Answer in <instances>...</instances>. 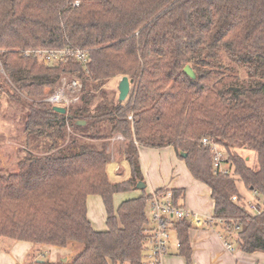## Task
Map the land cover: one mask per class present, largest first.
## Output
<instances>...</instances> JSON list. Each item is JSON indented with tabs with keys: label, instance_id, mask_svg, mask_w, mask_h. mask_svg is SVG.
Masks as SVG:
<instances>
[{
	"label": "trees",
	"instance_id": "1",
	"mask_svg": "<svg viewBox=\"0 0 264 264\" xmlns=\"http://www.w3.org/2000/svg\"><path fill=\"white\" fill-rule=\"evenodd\" d=\"M67 48L85 51L89 62L70 58L46 67L32 54ZM0 62L3 81L16 92L11 99L25 111L27 134L18 172L0 176V239L82 247L71 263L36 264H144L154 238V196L124 202L117 212L114 196L144 181L140 146H172L211 190L208 223L241 251L264 253V213L247 210L236 181L264 198V0H0ZM187 65L196 80L184 72ZM67 76L82 82L83 94L60 114L42 98ZM123 77L131 91L119 102L106 87ZM118 136L124 141L115 149ZM203 139L225 149L234 176L215 172ZM41 141L46 152L35 154ZM241 149L255 152L254 167ZM113 153L128 163V179L110 180ZM166 194L178 205L186 191L155 196ZM91 195L105 204L104 232L88 218ZM194 226L188 219L172 225L188 264Z\"/></svg>",
	"mask_w": 264,
	"mask_h": 264
},
{
	"label": "crops",
	"instance_id": "2",
	"mask_svg": "<svg viewBox=\"0 0 264 264\" xmlns=\"http://www.w3.org/2000/svg\"><path fill=\"white\" fill-rule=\"evenodd\" d=\"M116 142V141H114ZM117 143V142H116ZM141 171L146 188L118 193L117 202L141 198L145 195L155 196L159 190L185 189L186 194L179 206L198 218L200 223H194L190 231V246L193 264H264V253L248 254L240 250L236 244H231L223 235L220 227L208 221L213 220L215 204L211 190L205 184L197 181L189 171L185 160L177 155L174 147L149 148L139 147ZM113 154L107 172L114 164L115 179L119 182L130 177L125 176V166L128 163ZM130 168V167H129ZM131 173V171H130ZM169 195V194H166ZM116 202V201H115ZM88 218L93 228L98 232L107 230V210L100 196L91 195L87 201ZM120 206H115L117 212ZM152 223V222H151ZM177 233L170 230V241L161 264H188L185 257L179 254ZM82 251V247L71 244L68 247H37L29 242H11L0 240V264H36L49 261L51 263L69 262ZM62 259V261H61Z\"/></svg>",
	"mask_w": 264,
	"mask_h": 264
},
{
	"label": "built area",
	"instance_id": "3",
	"mask_svg": "<svg viewBox=\"0 0 264 264\" xmlns=\"http://www.w3.org/2000/svg\"><path fill=\"white\" fill-rule=\"evenodd\" d=\"M78 5V3H77ZM32 54L39 59L46 67H56L66 60L73 58L76 61L87 64L89 55L85 51L79 49H64L61 51H34ZM83 94V84L79 79H71L63 77L59 81V85L52 95L46 98V102L54 107H63L69 109L80 103ZM132 117H130V120ZM114 141H124L122 136L113 139ZM203 145L210 147L214 159V170L217 174L230 175L234 174V168L224 158L227 153L223 147L218 144L211 143L207 139H203ZM224 149V150H222ZM255 197V202L247 204V210L253 213H264V198L260 197L257 191H251ZM233 201L238 202V198L234 197ZM244 202V201H243ZM151 222L153 223V241L150 242L152 250L144 264H161V258L165 254L169 240L170 230L174 222L182 219L191 220L193 223H200L198 218L193 219V214L185 210L179 205H175L171 195L162 197L154 196L150 203ZM179 246V245H178Z\"/></svg>",
	"mask_w": 264,
	"mask_h": 264
},
{
	"label": "rangeland",
	"instance_id": "4",
	"mask_svg": "<svg viewBox=\"0 0 264 264\" xmlns=\"http://www.w3.org/2000/svg\"><path fill=\"white\" fill-rule=\"evenodd\" d=\"M0 76H1L0 79V87H1L0 89V176H2V175L18 172L19 169L18 164L20 163V160H22L27 154L25 150V147L27 145V134L24 132V127L22 126V124L24 123L23 117L25 111L20 104H18L15 100L11 99V96H14L16 92L13 90L12 85L10 84L8 85L3 81L5 77L7 78V74L5 73L1 62H0ZM241 76L243 78L247 77L245 70L241 71ZM118 85H119V81L116 80L114 83L109 84V86L106 87L107 92L110 94V96L112 95L111 97L114 96L116 98L117 96H119V91L117 88ZM49 92L50 90L45 89L44 90L45 94L42 99L46 100L47 96L49 95ZM18 94L22 98L30 100V98H28L26 94L19 92ZM36 145L32 149L34 150L35 154H44L46 152L45 147H43L44 145L42 141L38 146ZM113 145L115 149L118 146L116 142H113ZM236 152L246 158L247 163L250 167L255 166L256 164L255 152L246 149L236 150ZM226 157L227 156L225 154L224 158L226 159ZM117 159L119 160L118 157ZM114 170L115 169L113 164L108 171V176L110 180L115 179ZM125 170H126L125 176L127 178V176L130 175V168L128 166L127 167L125 166ZM232 176H234V174H232ZM236 179H237L236 181H237L239 193L243 196L244 199L243 205L247 207V204L249 202L252 203L255 202V197L253 193L246 188V186L242 181H240L237 177ZM115 206L116 208L117 206H121V204L117 202V197L114 200V207ZM148 212L151 220L150 206ZM220 223L222 224V225L220 224L222 227L225 224L221 221Z\"/></svg>",
	"mask_w": 264,
	"mask_h": 264
},
{
	"label": "water",
	"instance_id": "5",
	"mask_svg": "<svg viewBox=\"0 0 264 264\" xmlns=\"http://www.w3.org/2000/svg\"><path fill=\"white\" fill-rule=\"evenodd\" d=\"M184 72L191 78L196 80L197 79V74L194 71L193 67L191 65H187L184 68ZM118 91H119V102H124L128 98L130 91H131V81L129 80L128 77H123L121 78L119 85H118ZM54 111L60 113V114H66L67 109L63 107H54ZM78 124L84 125L85 122L81 121ZM182 156L185 158L187 155L182 154ZM137 188L139 190H144L146 188V185L143 181L139 182L137 185Z\"/></svg>",
	"mask_w": 264,
	"mask_h": 264
}]
</instances>
